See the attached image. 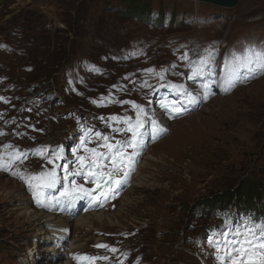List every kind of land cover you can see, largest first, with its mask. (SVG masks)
Segmentation results:
<instances>
[{
    "label": "rangeland",
    "instance_id": "374dc122",
    "mask_svg": "<svg viewBox=\"0 0 264 264\" xmlns=\"http://www.w3.org/2000/svg\"><path fill=\"white\" fill-rule=\"evenodd\" d=\"M150 2L153 19L162 8V26L126 16L121 0H0V92L16 101H10V116L17 112L25 119L29 109L36 113L39 132L35 143L18 139L21 119L10 140L3 138L17 145H0V163L23 168L31 157L25 148L37 146L44 156L39 154L29 165L40 171L45 188L60 173V162L67 166L62 175L78 185L83 160L94 156L91 144L100 147L95 143L99 131L129 123L134 138L126 145L133 151L150 117L153 129L162 127L159 113L152 111L158 106L166 132L143 150L140 163L134 165L131 154L128 181L117 157L101 164L106 173L109 170L101 182L111 189L121 187L112 207L99 206L77 217L89 216L90 226L70 223L68 236L81 245L80 257L91 252L92 245L106 242L102 252L114 254L109 256L111 264H124L118 259L127 256L125 261L133 258V264H139L138 255L142 264H263L264 253L246 245L250 235L262 238L264 210L233 208L204 218L196 210L198 202L240 180L264 181V0H239L235 8L187 0ZM172 15L176 18L170 23ZM38 26L49 44L41 55L28 53L22 37L23 29L27 36L37 35ZM29 54L38 60L47 56L36 69L28 65ZM60 58L62 65L49 69ZM193 64L200 68L198 74L192 72ZM33 80L38 84L31 85ZM171 81L188 88L193 84L191 96L203 92L200 107L184 99L187 93L170 86ZM44 95L49 96L47 104L40 103ZM84 127L94 133L77 141V151L71 154L66 147ZM1 184L0 264H45L44 257L50 259L48 264H64L66 256L46 252L50 244L43 242L41 231L12 211L5 195L18 190L30 201L24 187L3 175ZM180 207L191 210L180 212ZM93 214L107 217L100 222L92 220ZM249 224L251 229L245 231ZM217 235L211 248L201 245Z\"/></svg>",
    "mask_w": 264,
    "mask_h": 264
},
{
    "label": "trees",
    "instance_id": "16d2710c",
    "mask_svg": "<svg viewBox=\"0 0 264 264\" xmlns=\"http://www.w3.org/2000/svg\"><path fill=\"white\" fill-rule=\"evenodd\" d=\"M121 5V12L123 14L131 18L137 19L141 23L153 24L152 22L156 21L158 23L157 25L162 26L166 21L164 12L162 11L161 7H159L157 18L153 19V5L151 4L150 0H121ZM175 18L176 16L172 15L170 23H173ZM19 24H21V26L23 27V22H19ZM19 24L17 23V25ZM33 24H35V22H33ZM38 28L40 29V31L37 32H34L35 28H31L30 31H33L35 34H37L34 36H27L25 34L26 30L23 29L24 35L22 37L23 40L27 42L26 49L28 53L30 50H34L37 52V54L41 55L43 51H47V45L49 44L45 42L47 38L45 37V31L43 30V27L41 28L40 26H38ZM38 36L39 38L37 40ZM45 56L47 55L41 56V59L38 60L37 58H33L34 54H29L30 59L28 60V65H31L37 69V64L40 63L41 65L43 57L45 58ZM50 56H53V53ZM63 61V58H60V60L58 59L57 61L51 62L49 69L54 68L55 66H58L59 68L62 65ZM31 83V85L38 84L36 80L31 81ZM43 91L45 93V90ZM49 102H53V100H50ZM197 207L198 208L196 210V215L201 218L213 215V213L216 214L218 211L224 212L233 208H238L240 210H254L255 212H263L264 181L240 180L237 184H235V186L233 185L224 190H221V192L212 194L211 196L198 202ZM190 210V208H188L187 210H183V208L180 207V212L189 213Z\"/></svg>",
    "mask_w": 264,
    "mask_h": 264
},
{
    "label": "bare ground",
    "instance_id": "6f19581e",
    "mask_svg": "<svg viewBox=\"0 0 264 264\" xmlns=\"http://www.w3.org/2000/svg\"><path fill=\"white\" fill-rule=\"evenodd\" d=\"M155 109L159 113L160 109L158 108V106H156ZM152 130L155 131V128L153 129L152 127ZM156 135L158 136L159 133L157 132ZM134 159L136 161L137 157L135 156ZM138 173L139 170L137 174ZM2 185L3 184H1L0 186ZM5 197L8 199V203L11 204L12 211L16 213V215H18L20 218L25 219L27 223H31L33 225L32 229L34 231H41V235L44 236L42 238L43 242L50 244L49 247L46 249V252H48L52 256H58V257L62 255L67 256L68 254L72 256L76 253H79L78 251L81 249V245L77 244V242L75 241L73 242L70 241V238L68 236V227L71 222L73 223L76 222V226L83 228L92 225L89 216L88 217L83 216L77 218L76 221H74L75 220L74 218L71 219L66 217H59L56 215H46L45 213L36 211L32 207L31 202L25 197V195H23L18 190L7 192ZM104 215L93 214L92 220L96 219L102 222L107 217L106 215L105 216ZM39 246H40L39 244H36V249L39 250ZM38 250L34 251V254L37 253ZM40 258L42 259L43 257ZM65 258L66 261L64 264H70V262L67 260V257ZM43 260L45 264H48V261L50 259L48 260L47 258L44 257Z\"/></svg>",
    "mask_w": 264,
    "mask_h": 264
},
{
    "label": "water",
    "instance_id": "95a60500",
    "mask_svg": "<svg viewBox=\"0 0 264 264\" xmlns=\"http://www.w3.org/2000/svg\"><path fill=\"white\" fill-rule=\"evenodd\" d=\"M187 1L211 4L223 8H235L239 3V0H187Z\"/></svg>",
    "mask_w": 264,
    "mask_h": 264
}]
</instances>
